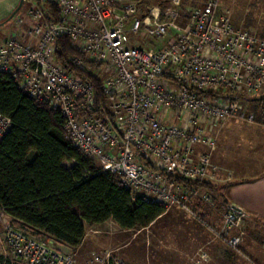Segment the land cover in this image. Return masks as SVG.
Masks as SVG:
<instances>
[{"label":"built area","instance_id":"built-area-1","mask_svg":"<svg viewBox=\"0 0 264 264\" xmlns=\"http://www.w3.org/2000/svg\"><path fill=\"white\" fill-rule=\"evenodd\" d=\"M148 1L31 0L0 42V72L60 110L69 141L117 174L132 199L166 212L181 207L203 220L191 201L215 205L199 184L218 179V129L231 119L253 122L245 98L264 94V35L235 26L230 11L219 13L220 0L191 9H184L188 0H169L142 13ZM63 34L78 52L68 58L78 72L56 56ZM145 39L162 44H139ZM11 125L0 112V142ZM220 211V229L206 224L237 248L241 237L230 229L243 227L248 213L227 201ZM0 244V264H76L75 251L35 236L1 206ZM87 264L124 263L105 251Z\"/></svg>","mask_w":264,"mask_h":264},{"label":"trees","instance_id":"trees-1","mask_svg":"<svg viewBox=\"0 0 264 264\" xmlns=\"http://www.w3.org/2000/svg\"><path fill=\"white\" fill-rule=\"evenodd\" d=\"M51 7L57 14L56 5ZM73 54L78 52L70 38L60 35L56 56L66 68L78 72L68 61ZM87 75L97 97L105 99L100 80L92 73ZM0 112L12 119L0 142V206L35 236H48L57 245L76 249L88 229L109 220L125 230H140L166 212L158 204L132 199L117 174L102 171L69 141L60 110L33 98L2 72ZM65 162L73 164L66 166ZM199 186L221 196L214 183Z\"/></svg>","mask_w":264,"mask_h":264},{"label":"crops","instance_id":"crops-1","mask_svg":"<svg viewBox=\"0 0 264 264\" xmlns=\"http://www.w3.org/2000/svg\"><path fill=\"white\" fill-rule=\"evenodd\" d=\"M4 40L6 38H2ZM255 116L254 123L244 124L241 128H237L242 123L236 119L221 125L227 131L229 151L237 153L242 146L244 153L243 156L237 154L234 164L228 165L234 173L232 177L229 172L226 183L220 186L224 189L220 197L206 189L203 191L215 200L214 206L201 197L192 199L191 208L203 220L197 219L189 210L175 207L146 228L125 230L109 220L87 234L83 244L76 249L64 244L58 246L64 251H75L76 264H87L94 255L110 250L124 264H252L253 260L264 264V112L255 113ZM217 148L218 144L215 151ZM214 158L215 153L213 161ZM224 201L244 209L251 216L245 229H230L231 235L239 233L243 237L239 248L215 237L206 224L216 229L222 227L224 219L220 210ZM161 220L163 225L159 223ZM108 223L120 231L97 240L101 236L97 235L99 228ZM162 230L163 236H156ZM130 232L133 235L128 236ZM114 238L117 239L115 243Z\"/></svg>","mask_w":264,"mask_h":264},{"label":"rangeland","instance_id":"rangeland-1","mask_svg":"<svg viewBox=\"0 0 264 264\" xmlns=\"http://www.w3.org/2000/svg\"><path fill=\"white\" fill-rule=\"evenodd\" d=\"M30 1L31 0H24L22 8L13 17H11L13 13L18 9L21 3V0H0V42L2 41V38L3 39L6 38V36L12 30H14V28L16 27V19L19 16H24V12L26 8L30 6ZM202 2H204V0H188L186 4L184 5V9H191L193 7L200 5ZM157 5L168 6L169 0H149L148 2L141 4L140 10L142 13H145L149 10V8H151L152 6H157ZM226 11H230L231 18L235 26L242 28V29L251 30V31L257 30L258 33H260L261 35L262 34L264 35V0H220L219 13H223ZM138 42L142 46L151 47V48L160 46L162 44V42L156 43L152 39L139 40ZM245 105H246L247 111H249L250 113H253L254 116H255V113L264 112V94L256 96V97L245 98ZM255 121L256 119H254L253 122H247V121L240 120L242 125L237 128H241L244 124L250 125L254 123ZM223 128H221L220 126L218 129V132H217L218 148L216 151L214 150L215 152L213 151V153H215L214 162L220 168L218 179L216 180V182H214V185L218 186V192L219 193L221 192L220 193L221 195L224 189L220 186L222 185V183L223 184L226 183V177L229 174V172L232 175V177L234 173L233 169H230L228 165L231 163L234 164V158L237 157V154H241V156H243V153H244L243 151L244 148H242V146H240L241 151L237 153H235L234 151L233 152L229 151L227 131H226V128L224 129ZM72 164L73 163L71 162H65L66 166H70ZM250 217L251 216L248 213L247 217L245 218L244 223L241 224L244 227L243 229H245V227L247 226V222ZM159 223L163 225L164 221L161 220ZM93 230L94 229H88L87 233L91 234L93 233ZM98 231L100 233L97 235L98 236L101 235V236H99L97 240L102 239L101 237L103 236L106 237L108 234L109 235L115 234L119 232L120 230L119 228H117V226L108 223L106 225L101 226ZM163 233H164L163 230L161 232L158 231L156 233V236H159V235L163 236ZM127 235L131 236L133 235V232H130ZM235 235H238L241 237L240 242L243 240V237L241 234L237 233ZM116 240L117 239L114 238L113 242L115 243ZM58 248L61 249L59 246ZM3 251H4V247H2V245L0 244V253H2ZM104 252L105 251H103L102 253ZM102 253L100 252L98 254H102ZM113 257H116V256L113 255ZM252 264H260V263L253 260Z\"/></svg>","mask_w":264,"mask_h":264},{"label":"water","instance_id":"water-1","mask_svg":"<svg viewBox=\"0 0 264 264\" xmlns=\"http://www.w3.org/2000/svg\"><path fill=\"white\" fill-rule=\"evenodd\" d=\"M23 2H24V0H21V3H20V5H19V7H18V9L13 13V15L11 16V17H13L19 10H20V8L22 7V5H23ZM10 17V18H11Z\"/></svg>","mask_w":264,"mask_h":264}]
</instances>
